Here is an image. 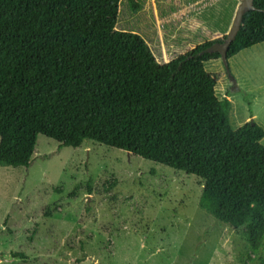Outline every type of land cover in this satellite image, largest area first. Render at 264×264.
<instances>
[{
	"label": "trees",
	"instance_id": "obj_1",
	"mask_svg": "<svg viewBox=\"0 0 264 264\" xmlns=\"http://www.w3.org/2000/svg\"><path fill=\"white\" fill-rule=\"evenodd\" d=\"M127 2L135 13V0ZM119 3L0 0V166L28 168L39 135L60 147L91 142L129 153L199 178L202 203L258 254L264 131L253 121L230 127L231 104L205 70L220 58L208 48L225 36L161 64L142 37L115 29ZM253 4L228 60L264 43V0Z\"/></svg>",
	"mask_w": 264,
	"mask_h": 264
},
{
	"label": "rangeland",
	"instance_id": "obj_2",
	"mask_svg": "<svg viewBox=\"0 0 264 264\" xmlns=\"http://www.w3.org/2000/svg\"><path fill=\"white\" fill-rule=\"evenodd\" d=\"M240 1L135 0L133 13L120 0L115 29L138 34L164 64L223 38ZM228 65L230 75L220 58L205 70L231 104L230 127L253 121L264 131V43ZM201 192V180L181 171L39 135L28 168L0 166V264H257L264 246L247 253Z\"/></svg>",
	"mask_w": 264,
	"mask_h": 264
},
{
	"label": "water",
	"instance_id": "obj_3",
	"mask_svg": "<svg viewBox=\"0 0 264 264\" xmlns=\"http://www.w3.org/2000/svg\"><path fill=\"white\" fill-rule=\"evenodd\" d=\"M254 0H241L238 4L234 18L232 20L229 32L225 35V39L223 43L221 44H213L210 48H208V52H217L220 55V59L224 64L225 70L228 75L229 74V65H228V58H227V52L229 50V47L231 43L234 41L242 23V19L245 13L249 11H254L255 7L253 4ZM231 78V77H230ZM129 154V153H127Z\"/></svg>",
	"mask_w": 264,
	"mask_h": 264
},
{
	"label": "crops",
	"instance_id": "obj_4",
	"mask_svg": "<svg viewBox=\"0 0 264 264\" xmlns=\"http://www.w3.org/2000/svg\"><path fill=\"white\" fill-rule=\"evenodd\" d=\"M261 44H262V43H261ZM257 98H258V97H257V95H256V100H258ZM251 118H254V116H252ZM263 137H264V136H263Z\"/></svg>",
	"mask_w": 264,
	"mask_h": 264
}]
</instances>
